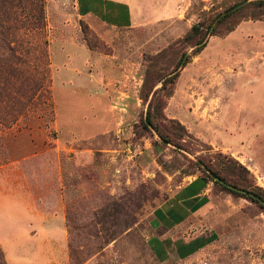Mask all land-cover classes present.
<instances>
[{
  "label": "rangeland",
  "instance_id": "obj_1",
  "mask_svg": "<svg viewBox=\"0 0 264 264\" xmlns=\"http://www.w3.org/2000/svg\"><path fill=\"white\" fill-rule=\"evenodd\" d=\"M197 1L180 20L118 28L88 18L92 27L80 0H45V28L22 29L25 69L43 82L28 84L32 100L0 104L5 264H264V21L209 32L194 56L183 42L193 25L221 13L215 30L226 15L222 0ZM98 54L116 57L97 89L106 95L89 75ZM225 157L248 169V190L211 171ZM203 176L213 201L205 229L218 239L195 258L163 263L147 245L153 212ZM61 210L66 226L51 231Z\"/></svg>",
  "mask_w": 264,
  "mask_h": 264
},
{
  "label": "crops",
  "instance_id": "obj_2",
  "mask_svg": "<svg viewBox=\"0 0 264 264\" xmlns=\"http://www.w3.org/2000/svg\"><path fill=\"white\" fill-rule=\"evenodd\" d=\"M194 1L197 0H80L81 9L86 10L84 18L92 27L93 24L88 18H96L107 26L118 28L167 24L180 20L183 12L190 9ZM102 37L108 39L105 35ZM115 58V56L98 54L96 62L100 65L94 66V70L89 72L96 94L106 95L105 92H98L97 89H104L109 84V75L114 73L111 72L114 70L111 62ZM123 67L126 68L121 65L119 69ZM121 78L123 79V75ZM109 100L111 102L110 98ZM119 118L118 115L113 119L118 121ZM113 119L108 118V122L104 125L107 127L103 130L112 131ZM211 144L215 145L213 142ZM200 188L201 184L196 182V178L182 184L168 192L154 210L147 245L159 261L169 263L195 258L216 241L205 245L207 240L216 238L219 234L215 228L209 231L205 229L206 224L210 223L205 213L212 212L213 201L210 186L202 191ZM53 218L55 221L51 222L49 229L62 232L66 226L65 212L58 211Z\"/></svg>",
  "mask_w": 264,
  "mask_h": 264
},
{
  "label": "trees",
  "instance_id": "obj_3",
  "mask_svg": "<svg viewBox=\"0 0 264 264\" xmlns=\"http://www.w3.org/2000/svg\"><path fill=\"white\" fill-rule=\"evenodd\" d=\"M217 2V0H212ZM247 0H222L220 5L223 7L226 14L218 23L217 27L213 31L212 36L217 35H229L236 30L239 24L246 20L251 19L254 21H264V0H254L249 2L245 7L235 9L246 2ZM198 1H194L190 9L197 7ZM217 7V6H216ZM246 13H250L247 15ZM222 14H216L209 20L200 21L193 25L191 31L183 39L184 43H187L190 47L195 48L193 55L198 56L201 54L205 47L201 43L205 40L209 34L214 22L220 18ZM238 18V19H237ZM45 0H0V104L5 101H11L16 103L18 95L23 96L26 100H32L35 94V89L27 88L31 81L35 87L42 84L43 81L35 80V78L29 75L30 73L25 69L29 65V62L24 58V52L22 49V29L26 30H43L45 28ZM227 26L224 32H219V28ZM85 36L89 33V27L85 24L82 25ZM201 45V46H200ZM30 52H25L29 54ZM184 54L178 61L176 69H180L183 65ZM192 59L187 61L191 63ZM179 75L175 76L176 79ZM42 87V85H41ZM148 121L154 125L151 118V114H148ZM181 127V126H180ZM182 129H184L182 127ZM185 130V129H184ZM160 136L166 140L168 138L160 132ZM169 141V140H168ZM222 154H220V157ZM226 164L222 170L211 171L215 176L219 177L226 183L233 185L236 188L242 190H248L249 181L247 176L249 171L242 166L239 162L224 158ZM212 181L207 176H203L196 179V182L201 184L200 191L206 189L209 186V182ZM256 196L263 198L261 194L254 193ZM218 237L211 240H207L205 245L213 243ZM0 264L4 263L3 254L0 252Z\"/></svg>",
  "mask_w": 264,
  "mask_h": 264
},
{
  "label": "water",
  "instance_id": "obj_4",
  "mask_svg": "<svg viewBox=\"0 0 264 264\" xmlns=\"http://www.w3.org/2000/svg\"><path fill=\"white\" fill-rule=\"evenodd\" d=\"M245 4H246V3H245ZM245 4H242V6H240V7H243ZM240 7H239V8H240ZM213 30H214V28L211 29V31H210V36H212ZM215 180H216V181H219V179H217V178H216ZM232 189H234V188H232ZM234 190H236V189H234ZM244 193H245V192H244Z\"/></svg>",
  "mask_w": 264,
  "mask_h": 264
}]
</instances>
